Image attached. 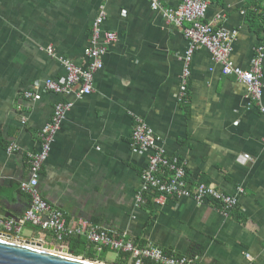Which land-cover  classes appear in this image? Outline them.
<instances>
[{
    "label": "crops",
    "instance_id": "0c3cea01",
    "mask_svg": "<svg viewBox=\"0 0 264 264\" xmlns=\"http://www.w3.org/2000/svg\"><path fill=\"white\" fill-rule=\"evenodd\" d=\"M249 1L208 0L202 19L229 33V58L243 70L251 67L260 44L245 17ZM181 2L160 0V5L174 8ZM102 3V29L116 39L102 56L91 93L77 97L78 87L66 97L44 91L46 79L64 81L63 59L86 65L91 24ZM188 44L182 28L148 0H0V218L19 217L27 208L29 199L19 190L28 176L26 155L40 148L39 132L54 105L69 102L38 182L51 206L69 220L90 219L112 233L178 254L195 247L200 264H264V115L259 111L264 56L262 93L253 103L246 85L224 75L220 63L199 47L188 65L183 101ZM36 85L41 98L26 99L24 91ZM136 118L153 131L167 156L186 161L194 181L237 199L231 215L189 197L137 205L149 152L131 145ZM11 143L19 150L8 151ZM243 155L246 162L239 161ZM25 228L20 239L45 240L40 230Z\"/></svg>",
    "mask_w": 264,
    "mask_h": 264
},
{
    "label": "built area",
    "instance_id": "2783aa9c",
    "mask_svg": "<svg viewBox=\"0 0 264 264\" xmlns=\"http://www.w3.org/2000/svg\"><path fill=\"white\" fill-rule=\"evenodd\" d=\"M148 1L150 7L160 10L167 21L181 27L184 37L188 40L180 83L179 97L181 100L184 101L186 97L190 74L188 65L191 56L196 49L204 47L209 51L213 60L220 63L222 73L234 76L244 83L250 101L259 103L262 93L261 62L264 56V43H260L255 48L251 67L243 70L235 66L229 58L231 51L229 33L223 28H215L203 22L208 0H182L174 8L162 7L160 0ZM105 17V4L102 3L91 24L90 44L84 52L87 58L86 65L79 66L63 59L64 81L46 79L43 82L44 91L66 97L74 93L75 88L78 87L77 97L91 93L94 74L103 66L102 56L116 39L113 32L102 29ZM47 51L49 54L53 53L52 49ZM38 86L40 85H36L34 90L24 91L23 96L28 100H39L41 94L37 89ZM70 106L71 103L62 101L54 105L50 119L39 132L40 148L35 152L27 153L28 176L20 181L19 190L28 197V206L19 217L0 218V232L11 234L13 240H18L22 229L30 226L42 232L51 233L56 243L65 237L82 236L92 245L98 255L105 249L114 253L126 252L132 258V264H144L145 261L151 264H200L197 255L178 254L174 250H165L153 243L140 245L124 233H112L100 223L90 219L69 220L65 212L51 206L43 199L38 189L43 163L50 151L54 134ZM259 111L264 115V106H260ZM130 140L132 146L149 152L147 164L140 176L141 186L135 197L137 205H145L146 196L154 193L152 201H161L168 197H189L198 203L215 204L225 215H229L237 207V199L234 196L224 193L211 184L189 181L186 161L175 155L167 156L158 146V139L153 131L140 118H136L134 122ZM17 150L19 147L15 143H11L8 147V151ZM248 159L247 155H243L239 161L246 162Z\"/></svg>",
    "mask_w": 264,
    "mask_h": 264
},
{
    "label": "trees",
    "instance_id": "16d2710c",
    "mask_svg": "<svg viewBox=\"0 0 264 264\" xmlns=\"http://www.w3.org/2000/svg\"><path fill=\"white\" fill-rule=\"evenodd\" d=\"M245 17L250 29L259 36L260 43H264V0L249 1L245 6ZM187 179L191 181L195 178L194 176L187 175ZM154 196V193L147 195L146 202L150 203ZM231 214L232 212L229 213V215ZM40 232L45 235V240L43 241L52 244L54 246V250L58 252L60 251L61 253L79 256L92 261L104 262L106 254L110 252L108 249H105L98 255L92 248V245H90L87 240L82 236L65 237L59 243H56V241L52 238L51 233L42 231ZM138 240L135 241L140 245L144 244L140 239ZM198 254V249H196L195 247H192L187 252V255L198 256ZM129 256L130 255L126 252L118 251L116 252L115 259L110 264H126L129 259ZM144 264L151 263L149 261H145Z\"/></svg>",
    "mask_w": 264,
    "mask_h": 264
},
{
    "label": "water",
    "instance_id": "95a60500",
    "mask_svg": "<svg viewBox=\"0 0 264 264\" xmlns=\"http://www.w3.org/2000/svg\"><path fill=\"white\" fill-rule=\"evenodd\" d=\"M12 238L11 234L0 232V264H103L58 252L41 239ZM126 264H132L131 257Z\"/></svg>",
    "mask_w": 264,
    "mask_h": 264
},
{
    "label": "rangeland",
    "instance_id": "374dc122",
    "mask_svg": "<svg viewBox=\"0 0 264 264\" xmlns=\"http://www.w3.org/2000/svg\"><path fill=\"white\" fill-rule=\"evenodd\" d=\"M21 234L23 235H26L27 234V229L26 228H23ZM60 252V251H59ZM113 259H114V252L110 251L107 253L106 257H105V261L104 262H100V263H103V264H110L113 262ZM98 262V261H97Z\"/></svg>",
    "mask_w": 264,
    "mask_h": 264
},
{
    "label": "bare ground",
    "instance_id": "6f19581e",
    "mask_svg": "<svg viewBox=\"0 0 264 264\" xmlns=\"http://www.w3.org/2000/svg\"><path fill=\"white\" fill-rule=\"evenodd\" d=\"M94 21V20H93Z\"/></svg>",
    "mask_w": 264,
    "mask_h": 264
}]
</instances>
